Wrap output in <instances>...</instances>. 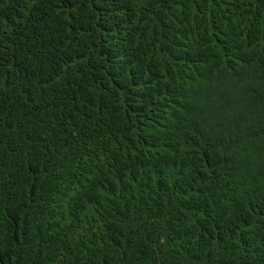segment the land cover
Here are the masks:
<instances>
[{
  "label": "trees",
  "instance_id": "1",
  "mask_svg": "<svg viewBox=\"0 0 264 264\" xmlns=\"http://www.w3.org/2000/svg\"><path fill=\"white\" fill-rule=\"evenodd\" d=\"M0 264H264V0H0Z\"/></svg>",
  "mask_w": 264,
  "mask_h": 264
}]
</instances>
